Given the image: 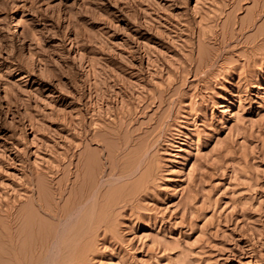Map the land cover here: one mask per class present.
I'll return each instance as SVG.
<instances>
[{"label":"rangeland","instance_id":"rangeland-1","mask_svg":"<svg viewBox=\"0 0 264 264\" xmlns=\"http://www.w3.org/2000/svg\"><path fill=\"white\" fill-rule=\"evenodd\" d=\"M263 5L0 0V264H264Z\"/></svg>","mask_w":264,"mask_h":264},{"label":"bare ground","instance_id":"bare-ground-1","mask_svg":"<svg viewBox=\"0 0 264 264\" xmlns=\"http://www.w3.org/2000/svg\"><path fill=\"white\" fill-rule=\"evenodd\" d=\"M258 4H259V3H258ZM259 6H260V5H259ZM259 12H264V5L261 6ZM81 194H82V193H81ZM83 194H84V193H83ZM78 196H79V197H78V198H79V199H78V202L76 201V202H77V203H75V206H76V207H74V208H76L77 210H79V209H78L79 207H80V209H81V206H84V204H87V202H86V200H85V198H84L85 195H84V196H82V195H78ZM36 197H37V195H36ZM38 197H39V196H38ZM38 197H37V198H38ZM35 200H37V199H35ZM31 201H32V200H31ZM33 201H34V200H33ZM37 201H38V200H37ZM85 202H86V203H85ZM35 204H36V203H35ZM37 204H38V203H37ZM38 205H39V204H38ZM41 206H42V205H41ZM84 207H85V206H84ZM7 208H8V207H7ZM9 208H10V207H9ZM14 208H15V207H14ZM34 208H35V207H34ZM51 208H52V207H51ZM54 208H55V207H54ZM4 210L6 211V210H9V209H4ZM4 210H3V211H4ZM10 210H11V208H10ZM10 210H9V211H10ZM32 210H34V209H32ZM38 210H39V208H38ZM46 210H47V209H46ZM83 210H84V209H83ZM83 210H82V211H83ZM17 211H18V210H17ZM21 211L23 212L22 209H21ZM40 211L44 212L45 214H47V215H48L49 217H51L52 219H56V220L60 219V218H59V217H60V216H59V213H58V211H56V208H55V210H53V211H52V210H51V211L48 210V211L45 212V210L43 211L42 209H41ZM6 212H7V213H4V215H6V217L8 218L10 212H9V213H8V211H6ZM13 212L15 213L14 209H13ZM13 212H12V213H13ZM19 212H20V211H19ZM34 212H35V211H34ZM78 212H80V211H78ZM17 213H18V212H17ZM17 213H16V214H17ZM16 214H14L12 217H11V215H10V217H11L10 219H11V220H9V221L11 222L12 225L15 224V223L17 222V218H18V217L15 216ZM36 214H37V213H36ZM39 216H40V215H38V218H39ZM4 218H5V217H4ZM8 219H9V218H8ZM25 219H26V218H25ZM36 220H37V219H36ZM53 221H54V220H53ZM6 223H7V222H6ZM17 223H18V222H17ZM17 223H16V225H17ZM25 223H26V222H25ZM11 224H10V225H11ZM18 224H19V223H18ZM26 224H27V223H26ZM7 225H8V224H7ZM35 225H36V224H35ZM37 226H38V225H37ZM10 227H11V226H10ZM16 227H17V226H16ZM7 228H8V227H7ZM7 228H5V229H7ZM13 228H14V227H13ZM30 228H32V225H31ZM8 229H9V228H8ZM33 230H34V229H33ZM40 230H41V229H40ZM1 231H2V230H1ZM11 231H12V230H11ZM9 232H10V231H9ZM9 232H8V233H9ZM12 232H14V230H13ZM1 233H2V232H1ZM3 233L5 234L4 231H3ZM35 233H36V232H35ZM37 233H38V231H37ZM37 233H36V234H37ZM15 235H16V232H15ZM37 236H39V235L37 234ZM0 237H1V236H0ZM4 237H5V236H4ZM11 237H12V236H11ZM2 238H3V237H2ZM6 238H7V237H6ZM6 238H5V240H6ZM16 238H17V237H16ZM16 238H14V239L12 238V239L15 240ZM7 239H8V238H7ZM10 239H11V238H10ZM17 239H18V238H17ZM36 239H37V238H36ZM9 241H10V240H9ZM38 241H39V239H38ZM13 244H17V243H13ZM8 245H10L9 242H8ZM11 245H12V244H11ZM17 245H19V244H17ZM9 247H10V246H9ZM17 247H18V246H17ZM13 248H14V247H13ZM19 249H20V248H19ZM15 250H16V248H15ZM19 251H20V250H19ZM9 252H11V251H9ZM17 252H18V251H17ZM14 253H15V252H14ZM20 253H21V252H20ZM20 253H19V254H20ZM2 254H3V253H2ZM7 254H8V253H7ZM7 254L5 253V255H7ZM11 254H12V253H11ZM15 254H16V253H15ZM3 255H4V254H3ZM8 255H9V254H8ZM12 255H13V254H12ZM9 257H12V256L10 255ZM16 257H17V256H16ZM12 258H13V257H12ZM17 260H18V259H17Z\"/></svg>","mask_w":264,"mask_h":264}]
</instances>
